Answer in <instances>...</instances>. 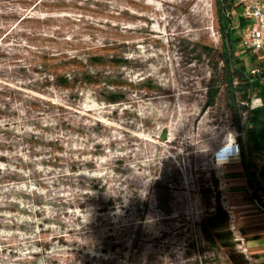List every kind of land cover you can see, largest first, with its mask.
<instances>
[{
    "label": "rangeland",
    "instance_id": "obj_1",
    "mask_svg": "<svg viewBox=\"0 0 264 264\" xmlns=\"http://www.w3.org/2000/svg\"><path fill=\"white\" fill-rule=\"evenodd\" d=\"M215 11V0H0V264H233L203 228L218 194L240 263H264L242 152L219 162L232 138L245 142L246 115L237 123L227 104ZM89 53L128 64L78 93L50 79L51 59Z\"/></svg>",
    "mask_w": 264,
    "mask_h": 264
},
{
    "label": "trees",
    "instance_id": "obj_2",
    "mask_svg": "<svg viewBox=\"0 0 264 264\" xmlns=\"http://www.w3.org/2000/svg\"><path fill=\"white\" fill-rule=\"evenodd\" d=\"M215 10L225 60L227 104L237 123L241 122V115H246L244 123L240 126L245 136L241 163L251 193L264 210V164L261 170L256 164L259 160L264 161V60L256 62L258 55L264 51H249L242 45L244 29L252 22L244 18L239 0H215ZM87 58L86 61L79 55H74L67 59V62L61 63H55V60L51 59L53 63L49 65L50 79L60 88L78 93L79 83L92 87L100 85V73L106 66L113 64L122 68L128 64L127 59L118 55L89 53ZM254 69L258 72L256 75L252 74ZM217 94L218 91L211 93L212 102ZM116 96L117 94L110 93L111 104L120 102L121 98ZM255 98L259 102L256 106L253 105ZM212 187L219 190V181H214ZM215 198L213 212L204 219V232L210 244L229 252L233 264H241L240 255L236 251L238 243L229 230V214L222 206L220 194Z\"/></svg>",
    "mask_w": 264,
    "mask_h": 264
},
{
    "label": "built area",
    "instance_id": "obj_3",
    "mask_svg": "<svg viewBox=\"0 0 264 264\" xmlns=\"http://www.w3.org/2000/svg\"><path fill=\"white\" fill-rule=\"evenodd\" d=\"M243 10V16L252 24L244 29L242 45L246 50L259 52L264 51V0H239ZM257 70H252V74L256 75ZM232 149L230 152L221 155L220 158L241 157L242 147L238 141V137L230 140Z\"/></svg>",
    "mask_w": 264,
    "mask_h": 264
},
{
    "label": "bare ground",
    "instance_id": "obj_4",
    "mask_svg": "<svg viewBox=\"0 0 264 264\" xmlns=\"http://www.w3.org/2000/svg\"><path fill=\"white\" fill-rule=\"evenodd\" d=\"M230 149H232V147H231V144H230V141H229L228 144L224 148H222L221 150H219L218 152L221 155H225V154H227V153L230 152ZM230 161H239V158L238 157H235V156L234 157H229V158H224V159L221 158V160L219 162L221 164H228V163H230Z\"/></svg>",
    "mask_w": 264,
    "mask_h": 264
}]
</instances>
